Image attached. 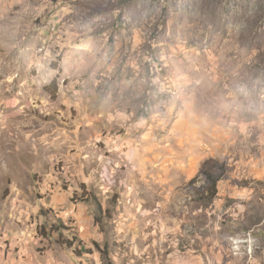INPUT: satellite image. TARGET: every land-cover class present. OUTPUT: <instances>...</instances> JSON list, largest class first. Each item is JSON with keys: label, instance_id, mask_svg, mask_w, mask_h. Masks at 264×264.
<instances>
[{"label": "rangeland", "instance_id": "obj_1", "mask_svg": "<svg viewBox=\"0 0 264 264\" xmlns=\"http://www.w3.org/2000/svg\"><path fill=\"white\" fill-rule=\"evenodd\" d=\"M0 264H264V0H0Z\"/></svg>", "mask_w": 264, "mask_h": 264}, {"label": "trees", "instance_id": "obj_2", "mask_svg": "<svg viewBox=\"0 0 264 264\" xmlns=\"http://www.w3.org/2000/svg\"><path fill=\"white\" fill-rule=\"evenodd\" d=\"M56 87V80H54L49 88ZM226 175V168L223 163H221L218 160L214 159H208L206 160L201 168L200 176L203 178V185L198 189V192L201 197L207 202L211 203L218 197V183L225 177ZM64 227L62 225L59 226V228L56 230L60 234V237H62L61 230ZM77 242V238L73 237L72 239L62 240L61 244L66 249H73L75 248ZM81 247V251H78V246L75 248V252H78L80 255L83 253L82 248L84 249V252L90 253V250L85 248L84 245L79 244ZM99 249V247H97ZM100 250V249H99ZM107 255V252L104 250L102 251Z\"/></svg>", "mask_w": 264, "mask_h": 264}]
</instances>
